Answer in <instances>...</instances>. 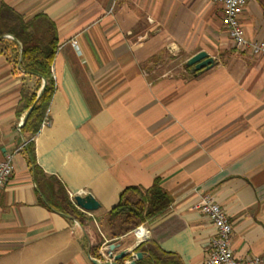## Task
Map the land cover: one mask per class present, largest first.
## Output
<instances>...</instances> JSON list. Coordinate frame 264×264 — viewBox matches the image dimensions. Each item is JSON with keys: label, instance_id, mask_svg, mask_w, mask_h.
I'll use <instances>...</instances> for the list:
<instances>
[{"label": "crops", "instance_id": "obj_1", "mask_svg": "<svg viewBox=\"0 0 264 264\" xmlns=\"http://www.w3.org/2000/svg\"><path fill=\"white\" fill-rule=\"evenodd\" d=\"M2 1L25 19L43 14L57 28L49 125L32 138L44 176L73 204L86 194L98 202L94 212L78 208L97 230L95 219L128 186L147 189L157 180L170 199L166 212L142 226L145 240L133 232L105 240L101 252L113 259L98 263L136 264L143 254L135 249L152 242L182 264H205L215 233L195 208L203 197L226 213L233 257L264 261V53L233 49L218 5ZM263 6L250 0L240 15L247 41L264 43ZM200 51L215 64L193 76L184 64ZM172 58L181 63L173 72ZM17 68L0 55V162L11 154L14 163L0 189V264H93L82 228L48 205L22 152L27 111H15L21 86L33 92L37 79Z\"/></svg>", "mask_w": 264, "mask_h": 264}, {"label": "trees", "instance_id": "obj_2", "mask_svg": "<svg viewBox=\"0 0 264 264\" xmlns=\"http://www.w3.org/2000/svg\"><path fill=\"white\" fill-rule=\"evenodd\" d=\"M57 47V28L47 16L37 14L25 19L0 0V55L10 57L13 67L18 66L17 72L37 79L33 92L25 85L21 86L15 111L19 117L32 107L19 128L20 135L26 139L22 152L33 173L38 191L48 205L80 225L85 235L88 256L100 260L105 240L118 239L159 217L168 209L170 199L157 180L147 189L128 186L119 194L117 205L95 219L98 231L92 224V219L72 203L61 184L53 177L44 176L38 168L34 159L32 138L39 130L54 92L51 65ZM186 70L189 71L188 68ZM42 80L45 81V86L39 99L35 101ZM135 250L143 254L136 264H182L177 256L163 252L152 242L142 243Z\"/></svg>", "mask_w": 264, "mask_h": 264}, {"label": "built area", "instance_id": "obj_3", "mask_svg": "<svg viewBox=\"0 0 264 264\" xmlns=\"http://www.w3.org/2000/svg\"><path fill=\"white\" fill-rule=\"evenodd\" d=\"M206 1L219 6L222 15L221 24L234 50L248 51L254 56L264 53V43L247 41L240 25V15L250 0ZM6 38L10 39L9 36H6ZM48 125L49 121L46 114L41 127ZM13 172V155L6 154L0 162V189L6 185ZM195 208L210 222L215 233L205 264H264V261L257 257L245 259H235L233 257L230 246L231 224L226 213L210 197L201 198ZM133 233L138 241H143L147 237V231L142 226L136 228ZM100 256L101 259L98 261L107 260L110 262L113 259L111 252H100Z\"/></svg>", "mask_w": 264, "mask_h": 264}, {"label": "water", "instance_id": "obj_4", "mask_svg": "<svg viewBox=\"0 0 264 264\" xmlns=\"http://www.w3.org/2000/svg\"><path fill=\"white\" fill-rule=\"evenodd\" d=\"M9 38L12 39V37L10 36ZM16 43L18 47L21 48L20 44L18 42ZM214 64L215 63L212 57H209L207 53L200 51L194 54L193 56H191L189 59H187L184 66L189 69V72L193 76H195L196 74H199L202 71L210 69L211 67L214 66ZM44 86H45V81L42 80V84L36 95L35 101L39 99V96ZM31 109L32 107L29 108L27 112L24 114V116L20 120L19 126H22V124L25 122V120L28 117V114L31 112ZM73 201H74L75 206L84 212H94L98 210L99 208L98 202L89 194H86L84 196H75L73 198ZM92 263L93 264H110V263H98L96 260H92Z\"/></svg>", "mask_w": 264, "mask_h": 264}, {"label": "rangeland", "instance_id": "obj_5", "mask_svg": "<svg viewBox=\"0 0 264 264\" xmlns=\"http://www.w3.org/2000/svg\"><path fill=\"white\" fill-rule=\"evenodd\" d=\"M179 60H180V58H179ZM180 65H181V63H180V61H178V60H174V58H172L171 59V64H170V67H171V71L173 72V71H176L175 69H177V70H179L178 68L180 67Z\"/></svg>", "mask_w": 264, "mask_h": 264}]
</instances>
